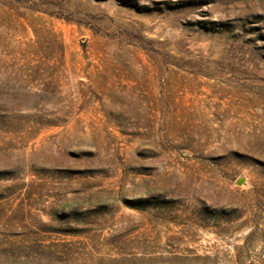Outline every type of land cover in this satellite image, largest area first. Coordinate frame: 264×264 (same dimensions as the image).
I'll use <instances>...</instances> for the list:
<instances>
[{
	"label": "rangeland",
	"instance_id": "1",
	"mask_svg": "<svg viewBox=\"0 0 264 264\" xmlns=\"http://www.w3.org/2000/svg\"><path fill=\"white\" fill-rule=\"evenodd\" d=\"M0 264H264V0H0Z\"/></svg>",
	"mask_w": 264,
	"mask_h": 264
}]
</instances>
